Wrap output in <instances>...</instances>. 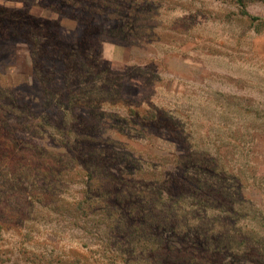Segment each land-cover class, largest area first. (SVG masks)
<instances>
[{"label":"trees","instance_id":"obj_1","mask_svg":"<svg viewBox=\"0 0 264 264\" xmlns=\"http://www.w3.org/2000/svg\"><path fill=\"white\" fill-rule=\"evenodd\" d=\"M91 16L83 7L60 15L59 22L64 18L75 27L60 22L63 29L58 27L50 44L55 49L47 48L45 56L62 58L60 48H67L73 30L100 53L106 31L94 29ZM18 56L11 50L8 60L24 70ZM100 61L106 71L109 62ZM73 63L65 72L46 65L52 83L60 77V92L41 100L49 111H35L24 94H13L7 88L12 86L9 74L0 66V149L14 151L10 160H0V233L14 228L16 217H25V237L32 240L30 223L39 216L67 220L83 234L77 232L79 245L60 253L67 264H264V232L248 229L245 221L257 209L247 188L251 180L223 160L224 149L212 135L220 125L216 112L208 110L204 118L186 114V124L166 122L172 114L158 119L157 111L146 109L144 123L129 125L132 135L101 121L98 111L79 122L77 113L85 103L80 87L70 85L90 73L81 71L80 54ZM126 85H131L127 79L112 83L117 94ZM227 124L230 129L229 119ZM247 161L248 156L238 168ZM48 235L56 247L60 238L53 231ZM40 252L44 256V249ZM51 262L49 257L45 264Z\"/></svg>","mask_w":264,"mask_h":264},{"label":"rangeland","instance_id":"obj_2","mask_svg":"<svg viewBox=\"0 0 264 264\" xmlns=\"http://www.w3.org/2000/svg\"><path fill=\"white\" fill-rule=\"evenodd\" d=\"M73 3L76 8L69 12ZM81 7L94 14L90 18L96 21L90 23L94 29L105 28L99 58L94 44L86 36H75V30L65 41L67 48H60L62 58L46 57L47 48L55 49L50 44L59 35L58 27L63 29L59 23L75 27L64 18L59 22L60 15L69 16ZM2 48L0 66L12 84L7 88L15 95L24 94L35 111H49L42 98L60 92L56 85L60 77L54 85L46 65L52 63L65 72L79 54L85 62L81 71L90 73L70 85L80 87L85 103L77 113L79 122L98 111L103 113L101 121L132 135L129 125L144 123L146 109L157 111L158 119L172 114L166 122L184 123L186 114L204 118L208 110L215 111L220 125L212 135L224 149L223 160L251 180L247 188L257 209L245 219L246 226L264 232V0H0ZM11 50L19 55L16 60L24 70L8 60ZM100 59L109 62L106 71ZM126 79L130 87L117 94L112 83ZM157 147L164 148L161 143ZM13 153L0 149V160H10ZM46 210L42 209L45 217ZM66 221L39 216L30 223L34 234L30 240L25 237V217H16L14 228L0 233V264H45L49 257L50 264H67L61 254L80 244L77 232L83 234ZM52 231L60 238L53 248L48 240ZM86 243L93 246L89 239Z\"/></svg>","mask_w":264,"mask_h":264}]
</instances>
